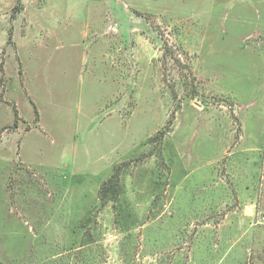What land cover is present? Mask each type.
Wrapping results in <instances>:
<instances>
[{"label": "rangeland", "instance_id": "374dc122", "mask_svg": "<svg viewBox=\"0 0 264 264\" xmlns=\"http://www.w3.org/2000/svg\"><path fill=\"white\" fill-rule=\"evenodd\" d=\"M263 234L264 0H0V262L264 264Z\"/></svg>", "mask_w": 264, "mask_h": 264}, {"label": "trees", "instance_id": "16d2710c", "mask_svg": "<svg viewBox=\"0 0 264 264\" xmlns=\"http://www.w3.org/2000/svg\"><path fill=\"white\" fill-rule=\"evenodd\" d=\"M18 8H19V6H17ZM10 39H11V36H10ZM1 70H3V66L1 67ZM15 112H16V121H17V118H18V112H17V110L15 109ZM111 180H113V178L112 179H109L108 181H106V182H104L103 184H102V186H101V195H104L107 191H108V188H109V186H108V184L111 182ZM0 264H3L2 262H0Z\"/></svg>", "mask_w": 264, "mask_h": 264}, {"label": "crops", "instance_id": "0c3cea01", "mask_svg": "<svg viewBox=\"0 0 264 264\" xmlns=\"http://www.w3.org/2000/svg\"><path fill=\"white\" fill-rule=\"evenodd\" d=\"M263 236H264V234H263Z\"/></svg>", "mask_w": 264, "mask_h": 264}]
</instances>
